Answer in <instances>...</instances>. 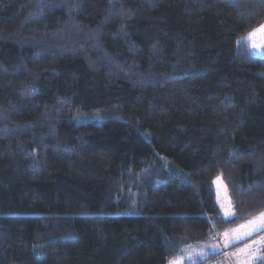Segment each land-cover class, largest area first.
Instances as JSON below:
<instances>
[{
	"label": "trees",
	"instance_id": "1",
	"mask_svg": "<svg viewBox=\"0 0 264 264\" xmlns=\"http://www.w3.org/2000/svg\"><path fill=\"white\" fill-rule=\"evenodd\" d=\"M263 23L264 0H0V264H166L264 211Z\"/></svg>",
	"mask_w": 264,
	"mask_h": 264
},
{
	"label": "rangeland",
	"instance_id": "2",
	"mask_svg": "<svg viewBox=\"0 0 264 264\" xmlns=\"http://www.w3.org/2000/svg\"><path fill=\"white\" fill-rule=\"evenodd\" d=\"M260 26L254 30H258ZM250 33L245 37L250 51L257 55L264 54V32H256L251 37ZM104 116L103 113H93L80 116L79 119L98 121ZM212 187L220 215L224 218L232 217L234 212L220 174L212 179ZM232 246L233 248H230ZM211 255L217 258L206 263L202 262ZM174 261H180V264L197 262L202 264H264V211L223 230L216 238L183 248L180 256L169 260L166 264Z\"/></svg>",
	"mask_w": 264,
	"mask_h": 264
},
{
	"label": "snow or ice",
	"instance_id": "3",
	"mask_svg": "<svg viewBox=\"0 0 264 264\" xmlns=\"http://www.w3.org/2000/svg\"><path fill=\"white\" fill-rule=\"evenodd\" d=\"M256 32H264V25H261L258 30H254L253 33L249 34V36L251 37V36L255 35ZM170 264H180V261L170 262Z\"/></svg>",
	"mask_w": 264,
	"mask_h": 264
},
{
	"label": "crops",
	"instance_id": "4",
	"mask_svg": "<svg viewBox=\"0 0 264 264\" xmlns=\"http://www.w3.org/2000/svg\"><path fill=\"white\" fill-rule=\"evenodd\" d=\"M257 29V28H256ZM260 217V216H259Z\"/></svg>",
	"mask_w": 264,
	"mask_h": 264
}]
</instances>
